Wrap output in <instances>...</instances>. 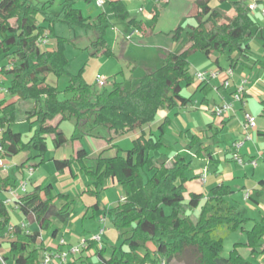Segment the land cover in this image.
<instances>
[{
  "label": "trees",
  "instance_id": "trees-1",
  "mask_svg": "<svg viewBox=\"0 0 264 264\" xmlns=\"http://www.w3.org/2000/svg\"><path fill=\"white\" fill-rule=\"evenodd\" d=\"M211 1L197 0L199 12L195 15V24L179 25L175 29L174 39L179 40L185 31L189 46L183 51L167 52L163 63L140 77L133 87L114 80L111 88L106 85H97V88L95 84L88 83L80 72L69 74V83L61 98L62 91L48 78L52 74L58 79L67 73L69 60L65 54V39L58 38L56 48H42L38 39L45 34V27L39 19L48 22L51 31L56 21L93 30L96 34L91 42L93 54L110 56L113 50L106 35L112 21L108 11L101 10L95 17L86 16L76 7L74 0H66L58 13H52L47 3L0 0V56L8 60L2 66V72L10 76L9 93L18 98L11 103H0V143L4 150L1 157L13 156L27 149L32 152L27 161L40 159L39 165L43 164L47 160L48 136L54 137L56 147L67 141L59 122L55 123L58 118L60 121L74 119L77 131L84 125L92 132L105 128L117 136L142 130L155 120L159 110L187 104L191 99L184 96L182 90L196 80L190 72L193 53L202 52L206 56L213 52L227 54L233 69L242 57L249 59L250 41L259 29L250 8L251 0H230L233 15L221 6H213ZM108 8L117 19L128 21L145 34L153 28L160 10H155L154 23L146 28L142 20L130 16L122 0L109 1ZM262 46L264 50V38ZM209 81L200 82L201 90L209 88L208 91H212ZM221 87L225 86L221 84ZM19 101L32 104L26 110V119L34 123L30 127L32 133L28 141H24L20 131L12 128L17 120L16 105ZM169 123V119H165L159 126L160 138L142 132L130 149L112 157L101 152L91 158L90 165L85 162L89 159L86 149H80L75 157L54 159L58 171L72 170L77 162L80 172L94 179L97 198L91 206L94 212L101 208L99 196L107 179H115L124 190V198L108 208L104 216H109L123 234L128 233L124 240L128 251L123 246L118 256L117 248H114L107 257V249L100 248L96 252L98 264H173L181 257H187L186 264H256L243 256L239 248L250 247L253 258L263 253L264 219L245 229V225L253 219L228 199L231 188L224 184L212 188L204 202L202 193H191L186 199L185 183L192 158L181 153L171 158L159 154L166 147L162 138ZM199 145V138L192 136L188 150L197 147V156L205 152L213 157L211 151L202 150ZM168 158L169 163L165 160ZM9 181L8 178L3 186ZM53 189V184L43 183L16 201L25 218L30 223L37 222L40 230L36 231L24 229L21 224L10 228L9 208L0 198V247L7 234L14 235L9 249L3 253L6 262L13 259L17 264H38L41 253L46 250L41 240L42 231L51 230L55 219L65 223L71 218L73 200L66 194L53 195ZM58 200L64 203L59 205ZM198 208L200 210L194 220L192 213ZM238 230L246 233V241L236 242L231 254L223 256L225 237ZM59 232L60 228H54L51 235L55 237ZM149 243L154 245V250L149 248ZM97 246V242L89 240L83 251Z\"/></svg>",
  "mask_w": 264,
  "mask_h": 264
},
{
  "label": "crops",
  "instance_id": "crops-1",
  "mask_svg": "<svg viewBox=\"0 0 264 264\" xmlns=\"http://www.w3.org/2000/svg\"><path fill=\"white\" fill-rule=\"evenodd\" d=\"M109 1L112 0H105L102 10L108 11V16L112 21L111 27L116 31L111 40L108 39L107 35L106 38L113 52L115 53V48L120 46L122 48V55L120 56L129 61L132 80L125 83L127 85L129 84L130 87H133L138 79L148 71L159 67L163 63L167 52L183 51L189 46L185 31L181 34L179 40L174 39V32L179 25L187 26L188 24H193L191 21L199 12L197 0H122L129 11L134 1L142 2V7L140 8H142L141 12L144 17H133L142 20L146 28H149L154 23L153 17L155 10L160 9L153 28L148 30L146 34L140 31L135 32L137 28L128 21L120 20L121 23L118 25L116 22L119 20L109 11ZM254 1L256 0H251L250 3ZM263 10L264 0L259 2V7L256 10L252 11L253 16L258 13V15L264 19ZM226 11L229 15H233L234 13L233 8ZM99 12L100 11H95L90 13V15L92 14L91 16L95 17ZM130 16L132 17L131 11ZM254 18L258 22L259 29L255 38L250 41V50L252 51V48H255L262 54L259 55V57H254L250 51L249 59L242 57L238 60V64L234 67V76L230 79L229 88H222L221 80L219 78H214L209 81V86H213L212 91L209 92V88L203 91L201 87H199L200 82L195 77L198 71L208 72L230 67L228 55L213 52L210 56H206L202 52H195V55L198 56H196V60L194 59V61L191 62L190 72L194 75L196 80L191 86H187L182 90V94L191 99L187 104H179L172 109L159 110L155 120L144 126L142 130L137 129L128 134L117 136L111 131H104L101 133L99 130H94L92 132L87 125H84L82 126L83 130L77 131L74 119L60 121L58 118L55 120V123L59 122L60 128L67 137V141L60 147H56L53 142L54 137L52 135L48 136L47 160L43 164L39 165L40 159L27 161L32 154V152L27 149L13 156L2 157L4 165H0V198L4 200L6 198L13 199V202L7 205L11 215L10 225L27 223L28 229H32L31 231L40 230L37 222L30 223L25 218L16 202L17 199L22 197L27 191H31L38 185L43 183L53 184V195L58 193L68 195L70 197L69 199L73 200V208L76 204V199L72 197L71 191L78 190V193L81 191L80 195L77 197L81 195L85 196L87 192L92 191L94 179L87 176L86 179H84L85 175L80 172V167L77 162L73 164L72 170L65 169L63 171H58L55 167L54 159L75 157L80 149L87 150L89 159L87 158L85 162L88 165L91 163V158L96 157L101 152H103L104 156H115L123 150L130 149L133 141L137 139L142 132L147 135L151 134L155 138H160L159 126L165 119H169L170 121L166 128L165 135L162 138L166 147L162 148L159 154L171 158L174 154L181 153L192 158L191 167L188 171V181L185 183L184 195L186 199L191 193H202L204 195V202L206 198L210 196L212 188L224 184L231 188L232 193L228 196V199L233 204L240 207L242 211L246 212L248 214L246 216L253 219L245 225V229H250L255 221L263 220L264 133H259V131H264V50L262 46L264 38V20L261 21L255 16ZM260 34L262 37L258 39ZM128 35H131L130 38L127 37ZM225 61L226 64H224ZM192 67L195 68L193 69ZM244 78L247 79V82L244 84L245 91L242 94L243 100L234 101V109L229 116L223 119L217 117L212 111L213 107L225 101H233L234 93ZM4 81L9 83L10 76H5ZM4 93L5 92L0 90V103L5 100ZM17 100L18 98L13 96L11 101L7 103ZM19 104L26 110L32 107V104L23 101H19ZM245 113L256 116L254 127L246 129ZM31 133V131L26 134L22 133L24 141L29 140ZM245 133H248L250 136L247 140H245ZM192 136H197L199 138V146H201L202 150L208 149L212 152V158L205 154V152L197 156L195 154L197 147L188 150ZM168 137L170 141H167ZM83 141L89 142V149L85 147V144L82 143ZM238 141L244 142L240 148L235 146V143ZM34 153L35 151H33V154ZM234 154H239L244 159V163H238L234 158ZM169 158L165 159L167 163L170 162ZM251 160H255L257 165L253 166L250 163ZM22 164L25 165L23 166ZM47 166L50 170L49 173L42 169ZM30 168H33L32 174L29 173ZM205 171L206 179L204 180L202 175ZM53 176L60 180L58 183V185L60 184L59 186H61L60 188H57L54 184ZM8 178L10 184L8 183V185L3 186V182ZM23 180H27L28 183H31V186L27 185L26 192H23L21 188H19L20 182L22 183ZM64 183H68V187H62ZM107 183L112 187H117L116 185H118L115 179L109 178L105 181L104 190L108 187ZM120 192L121 197L117 199L112 195L109 196L107 193H102L100 206L103 208L104 212L106 209L117 205L118 202L124 198L123 188H120ZM96 201L95 199V203ZM57 203L62 205L64 201L58 200ZM95 203L90 205V207ZM106 204L112 205H107L108 208L106 207V209H104ZM88 208L84 212V218L90 211V208ZM92 211H94V209ZM196 212L197 210L192 213V218L194 220H196L198 216ZM93 214L95 216V212H93ZM67 222L68 221L62 223L55 219L51 230L42 231L41 240L44 241L46 249H53L52 246H55L54 242H57L56 238L59 233L57 236L53 237L51 235L52 230L54 228H60V230L66 228L65 224ZM64 230V235L61 236L65 237L69 244H78L82 240L89 242L90 240L85 233L83 235H78L76 232L77 228L74 234V229L70 230V228H67ZM84 230L86 231V229ZM46 234L51 235L53 237L52 240H49L45 236ZM243 234L246 237V233L243 232ZM13 239L14 235L12 233L7 234L1 240L0 251L4 249L6 252ZM56 247H59V245H56L54 249ZM149 248L151 250L155 249L154 247L151 248V246H149ZM243 250H245V253ZM89 251L86 252L88 253ZM239 251L242 255H247L244 256L251 259L256 264H264V252L257 254L256 257L253 258L250 256V247H240ZM5 252H2V254ZM43 253L44 251L41 253V258ZM79 257L74 260V264L79 263Z\"/></svg>",
  "mask_w": 264,
  "mask_h": 264
},
{
  "label": "rangeland",
  "instance_id": "rangeland-1",
  "mask_svg": "<svg viewBox=\"0 0 264 264\" xmlns=\"http://www.w3.org/2000/svg\"><path fill=\"white\" fill-rule=\"evenodd\" d=\"M34 3H47L49 6V11L52 13H58L63 5V2L66 0H32ZM75 5L77 8H80L86 16L90 15V13H93L95 11H101L104 7L103 6H98L97 5V0H74ZM211 4L213 6H218L220 5L222 8L225 10H230L232 8V4L230 0H226L225 2H221L219 0H212ZM251 4V3H250ZM142 2L139 1H134L133 4L130 6V11L132 13V17H138V18H143L144 15L141 12L142 11ZM93 8V9H92ZM106 8V7H105ZM93 10V11H91ZM139 11V12H138ZM92 15V14H91ZM257 19H260L263 21L264 19L256 13L254 15ZM114 19V18H113ZM116 23L120 25V19H118ZM41 25L45 27L44 31L46 34H48V44L43 45L42 48L46 49H53L56 48L58 38H64L65 39V54L69 60V63L67 65V73L59 77L58 79L54 75H50L48 78V81L52 84H57L59 89L62 91L60 97L63 98L64 93L63 90L66 87V85L69 83V74H78L82 72L83 77L85 80L90 83V84H95L97 87V79L100 78H106L109 79V82L106 84V87L111 88L113 85L114 80H117L119 82H126L132 80V72L130 68L129 61L125 58H122L120 55H122V48L120 46H117L115 48V53L113 52L112 55L106 56L103 54H98L94 55L93 54V49L91 47V42L95 40L96 34L93 30L82 27V26H70L66 22L62 21H56L53 25V31H51L49 23L44 21L42 18L39 19ZM193 24H195V18L192 19ZM122 26V24H121ZM186 26V25H185ZM115 29L110 27L108 32H107V37L109 40H111L112 36L115 35ZM185 36V34H184ZM262 35L260 34L258 36V39H261ZM256 43V42H254ZM251 54L254 57H259L262 53L259 52L257 49L252 48ZM195 53H193L190 57V61L196 60ZM7 64V59L3 56H0V66H4ZM226 64V61L224 62ZM193 69L195 67H192ZM192 69V70H193ZM7 76V75H5ZM6 83V84H5ZM125 83V84H126ZM8 85L6 81H4V86H5V102L11 101L13 95L9 93L8 91ZM129 85V84H128ZM99 87V85H98ZM97 87V88H98ZM17 120L13 124L12 128L15 131H21V133L26 134L29 133L30 127L34 126V123H31L26 119V109L22 107L19 103H17ZM101 133L104 131L108 132L107 129L102 128L99 130ZM167 141H170L169 137L167 138ZM82 143L85 144V147L89 149V142L83 141ZM45 172L49 173V167H44ZM16 174V172H15ZM19 176V175H18ZM17 176V179H18ZM84 179H86V176H84ZM20 181V180H19ZM59 179L55 176H53V182L57 186V188L61 187L58 185ZM21 184V182H20ZM118 185L117 187H112L109 186L106 188V190L102 189L100 192V199L102 196V193H107V195H112L114 198L121 197L120 196V188L122 186L117 182ZM28 186H31V183L27 184ZM68 183L62 184V187H68ZM120 185V186H119ZM70 187V186H69ZM94 180H93V187L91 192H87L85 196H79L81 191L78 193V190H73L71 191L72 197L76 199V204L73 208L72 212V218L68 220V222L65 224L66 228H63L60 230L58 237L56 238L57 242H54L55 246L58 245L61 235H64L65 230L67 228H70V230H73V234L75 233V229L77 228L76 232L78 235H83L85 233L88 238H93V235L98 233L99 228H100V222L99 219L103 215H105L103 208L95 212V216L93 214L94 211L91 209L90 205L95 203V199L97 200L94 188H95ZM101 201V200H100ZM111 206L112 204H106V207ZM90 209H89V208ZM89 209V213L87 216L84 218V212L86 209ZM107 210V209H106ZM200 208L197 209V213H199ZM246 211V210H245ZM245 215H248L246 212L243 211ZM195 214V216H196ZM57 224V223H56ZM104 226V225H103ZM86 229V231L84 230ZM32 230V229H31ZM64 231V232H63ZM49 240H52L51 235H45ZM128 236V233H124L123 231L118 230L112 223L111 219L109 216H107V222L105 226V232L102 235V242L98 244V247H96L94 250H90L88 253L86 251H82V257L79 259V264H88L87 261L93 263V264H98V255L97 251L100 248H106L107 253L106 256L110 257L112 251L114 248H117V255L120 256L121 254V249L125 251H128V244L125 243V238ZM246 237L243 234L241 230L238 231H233L230 233L227 237L224 239V244H223V252L222 255L227 257L231 254L233 248L235 247L236 242H243ZM75 241V240H73ZM77 241V240H76ZM50 242V241H49ZM55 246H52L54 249ZM149 246L151 248L154 247L152 243H149ZM57 248V247H56ZM245 250H243L244 252ZM5 252L4 249L0 251ZM245 253V252H244ZM80 254V255H81ZM79 255V256H80ZM245 255V254H244ZM243 255V256H244ZM247 256V255H245ZM259 260V259H258ZM187 263V257H181L177 258L173 264H186ZM8 264H17L13 259L8 260ZM151 264V263H148Z\"/></svg>",
  "mask_w": 264,
  "mask_h": 264
},
{
  "label": "built area",
  "instance_id": "built-area-1",
  "mask_svg": "<svg viewBox=\"0 0 264 264\" xmlns=\"http://www.w3.org/2000/svg\"><path fill=\"white\" fill-rule=\"evenodd\" d=\"M105 4V0H97V5L98 6H103ZM259 7V1H254L250 4V8L252 11L256 10ZM264 13V10H263ZM135 32H138V30H135ZM134 33V32H133ZM132 33V34H133ZM131 34V35H132ZM131 35H128L127 37L130 38ZM48 34H44L38 39V44L40 45H47L48 44ZM234 76V69L231 67L225 68V69H216L213 71H198L195 74L196 79L199 82L205 81V80H211L214 78H219L221 80V84H223L225 87L230 86V79L233 78ZM4 78L5 74L2 72V66H0V90L5 91V86H4ZM247 79L244 78L242 80L241 84L238 86L237 91L235 92L233 98L234 100L231 102H224L220 105H216L213 107L212 111L217 117H227L230 115V113L234 109V101H242L243 100V92L245 91L244 84H246ZM108 83V80L106 78H100L97 79V84L99 86H104ZM256 122V116L250 114V113H245V127L246 129L250 127H254ZM2 138V130L0 128V142ZM250 136L248 133H245V140L249 139ZM244 144L243 141H238L235 143V146L240 148ZM4 150L2 148V145L0 143V154H3ZM234 158L236 161L240 164L244 163V159L239 155V154H234ZM250 163L253 166L257 165V162L255 160H251ZM0 165H4L3 158H0ZM33 168L29 169V173L32 174ZM202 178L205 180L206 179V171L202 175ZM27 180H23L22 183L20 184L19 188L23 192L27 191ZM248 197V194H247ZM6 205H10L13 202L12 198H6L4 200ZM18 206V205H17ZM100 228L98 233L93 235V238L90 240H94L98 244L102 242V235L105 232V226L107 222V217L102 216L99 219ZM104 225V226H103ZM13 225L10 226L12 228ZM21 226L24 229L28 228L27 223H22ZM59 247L55 249H46L43 253V256L38 264H72L73 261L79 257L81 252L87 248L88 242L86 240L80 241L78 244H69L67 242V239L65 237H62L58 243ZM262 250L264 252V245L262 246ZM164 263V261H163ZM0 264H7L3 254L0 252Z\"/></svg>",
  "mask_w": 264,
  "mask_h": 264
}]
</instances>
